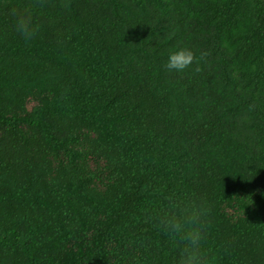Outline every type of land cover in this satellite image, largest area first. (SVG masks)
<instances>
[{"label": "trees", "instance_id": "16d2710c", "mask_svg": "<svg viewBox=\"0 0 264 264\" xmlns=\"http://www.w3.org/2000/svg\"><path fill=\"white\" fill-rule=\"evenodd\" d=\"M0 264H264V0H0Z\"/></svg>", "mask_w": 264, "mask_h": 264}]
</instances>
